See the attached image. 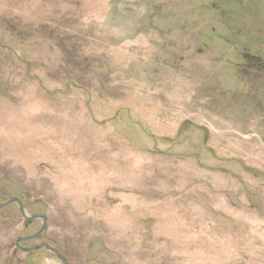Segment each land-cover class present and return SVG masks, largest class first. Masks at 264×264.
I'll return each mask as SVG.
<instances>
[{
	"label": "rangeland",
	"instance_id": "1",
	"mask_svg": "<svg viewBox=\"0 0 264 264\" xmlns=\"http://www.w3.org/2000/svg\"><path fill=\"white\" fill-rule=\"evenodd\" d=\"M14 197L0 264H264V0H0Z\"/></svg>",
	"mask_w": 264,
	"mask_h": 264
},
{
	"label": "water",
	"instance_id": "2",
	"mask_svg": "<svg viewBox=\"0 0 264 264\" xmlns=\"http://www.w3.org/2000/svg\"><path fill=\"white\" fill-rule=\"evenodd\" d=\"M14 202H16L17 204H18V206H19V212H20V214L24 217V218H26L27 220H34V219H36V218H42L43 220H45V218H44V216H38V215H34V216H27L25 213H24V211H23V207H22V203H21V201L18 199V198H16V197H14V198H10V199H8V200H6V201H4V202H2V203H0V208H3V207H5V206H7V205H9V204H11V203H14ZM44 227V226H43ZM43 230V228H41L40 229V231H42ZM39 233H36V234H34L33 236H30V237H25V238H18L20 241H29V240H31V239H34L37 235H38ZM41 247H44V248H46L47 250H49L50 252H52L60 261H61V263L62 264H68V262H66V260L60 255V253L58 252V251H56L55 249H53V248H51L48 244H45V243H43V244H37V245H34V246H32L31 248H28V249H22L24 252H32V251H35V250H37V249H39V248H41Z\"/></svg>",
	"mask_w": 264,
	"mask_h": 264
}]
</instances>
